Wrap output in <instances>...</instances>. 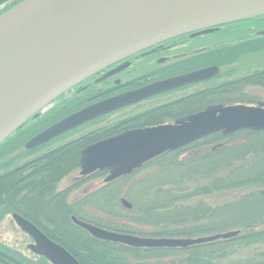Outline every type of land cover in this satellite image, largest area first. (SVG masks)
Wrapping results in <instances>:
<instances>
[{
    "label": "water",
    "instance_id": "water-1",
    "mask_svg": "<svg viewBox=\"0 0 264 264\" xmlns=\"http://www.w3.org/2000/svg\"><path fill=\"white\" fill-rule=\"evenodd\" d=\"M264 15V0H23L0 16V146L70 89L110 66L170 39ZM209 68L99 101L31 138L26 151L101 116L213 76ZM264 133V109L210 107L171 126L133 130L81 152L80 175L107 171L105 184L155 158L221 133ZM121 205L129 210L130 204ZM51 264H79L33 226L13 216ZM93 239L134 249H181L234 238L151 239L109 232L73 218Z\"/></svg>",
    "mask_w": 264,
    "mask_h": 264
},
{
    "label": "trees",
    "instance_id": "trees-1",
    "mask_svg": "<svg viewBox=\"0 0 264 264\" xmlns=\"http://www.w3.org/2000/svg\"><path fill=\"white\" fill-rule=\"evenodd\" d=\"M20 1L22 0H0V6L9 4L10 8L13 2L16 4ZM49 118L29 121L28 125L32 126L25 134L30 133L28 135L31 137L39 134L54 122V118ZM93 136L94 134L85 138V141L91 140ZM81 145L83 143L72 142L45 154L51 156L57 151L68 150L51 160H36L42 164V169L33 179L49 183L51 188L54 179L59 180L78 167L75 163L80 150L78 146ZM69 150L72 151L70 155L67 154ZM197 150L198 153L195 152ZM187 152L193 155L180 161L177 159ZM55 159L57 163L49 165ZM68 159L70 163L67 162ZM162 159H166L165 165H144L131 175L95 190L87 200L80 202L76 218L108 231L138 237L189 240L230 232L238 233L236 237L179 251L133 249L95 240L70 223L68 217H65L68 222L65 225L72 228L73 233L50 236L57 238L64 246L80 243L76 248L81 253L78 258L81 264H264V133L242 131L226 137L217 133L184 149L154 159L151 164H159ZM26 162L29 163L25 159L23 165H27ZM147 170L150 173L144 180L136 183L138 188L130 194L131 208H119L121 215H114L117 184ZM20 171L25 170L23 168ZM17 176L24 177L22 174ZM8 178L7 174L1 175V213L12 210L9 205L11 183ZM231 193L238 195L221 204L204 202L207 198L213 200L215 196ZM92 209L107 219L114 217L127 220L131 226L123 224L119 227L95 215L94 218H89L92 216L87 211ZM62 215H65L64 212ZM136 224L157 232H136L132 227ZM6 253L9 255L8 251ZM0 264L10 262L0 257ZM25 264L46 263L38 260Z\"/></svg>",
    "mask_w": 264,
    "mask_h": 264
},
{
    "label": "flooded vegetation",
    "instance_id": "flooded-vegetation-1",
    "mask_svg": "<svg viewBox=\"0 0 264 264\" xmlns=\"http://www.w3.org/2000/svg\"><path fill=\"white\" fill-rule=\"evenodd\" d=\"M259 53L264 54V16L225 24L210 29V31L190 33L148 47V49L88 78V80L70 89L51 103L49 105L50 113H39L40 116L35 118L34 121L43 118L45 115H48V117L53 116V118L58 116L57 120L52 123L54 124L70 114L99 101L120 97L125 93L143 89L156 82L181 75L209 68L216 69L215 74L206 80L149 97L72 130L71 132H77L88 125L99 124L93 130L85 131L84 134L82 133L76 138L45 152H52L72 142L85 143L84 139L94 134L93 141L78 146L80 150L77 163H75L78 167L66 175L76 173L77 177L66 188L59 186L61 180L66 176L59 180L53 178L51 188H49V183H42L41 180L36 181L33 178L25 183H20L23 178H28L35 172L40 173L42 164L32 165L30 163L32 159L28 160L29 163L26 162L27 165H23L25 163L17 167H15L16 165H10L11 167L8 166L7 170L2 169V165L5 163L0 162V187L2 174H7L9 177L14 172H17V175H24V177L18 179L16 177L8 178L11 183L9 205L12 210L6 213L0 211V223L8 222V220L11 222L14 231L21 235V239H15V245L23 247L30 254V256H25L16 248H11L0 242V257L8 260L10 264H25L26 262L38 260L51 264L46 258L38 256L32 251L35 242L31 236L23 232L22 228L18 226L13 218V216H17L33 226L50 242L63 248L74 260L81 264L78 259L81 253L76 248L81 245L80 243H74L73 246H64L60 244L57 238L50 236V234L73 233L72 228L66 226L68 222L65 217H68L69 222L75 226L73 218L78 220L75 213L79 212L80 202L87 200L94 192L91 185L84 187L85 184L103 174L95 172L89 176L81 177L79 170L81 152L95 143L113 138L127 131L171 126L178 122H185L187 118L202 113L213 106L225 108L243 105L264 108V102H261V99H258L255 93L257 89L264 92V88L256 86L264 85V75L261 76L264 69H256L258 67L254 62ZM257 80H261L263 83ZM135 108H137V112L133 111ZM125 111L128 115L124 113ZM113 116L118 117V119L111 122L109 119ZM107 119L108 121L105 124L103 122L101 124V121ZM68 134L70 133L68 132L42 147H47L51 145L50 143ZM23 168L25 171L21 172L20 170ZM106 175L105 173L104 176L106 177ZM50 181L47 180V182ZM103 182L101 188L109 185H105ZM82 186L84 188L80 194ZM49 190L52 192L48 193ZM34 191L35 193H33ZM38 191L45 192L39 193ZM1 195L0 188V200H2ZM63 212L65 215H62ZM82 223L88 224L86 222ZM6 251L9 252V255ZM81 259L91 263L87 259Z\"/></svg>",
    "mask_w": 264,
    "mask_h": 264
},
{
    "label": "rangeland",
    "instance_id": "rangeland-1",
    "mask_svg": "<svg viewBox=\"0 0 264 264\" xmlns=\"http://www.w3.org/2000/svg\"><path fill=\"white\" fill-rule=\"evenodd\" d=\"M11 5L12 6L9 8V4H8V6L7 5L5 6V5L1 4V6H0V16L2 14L6 13L7 11H9L16 4L12 3ZM254 62L256 64V66L258 67L256 69H259V68H263L264 69V54L263 53H259V55L257 56V58L255 59ZM263 75H264V73L261 74V76H263ZM257 81L258 82H262L261 80H257ZM256 86L264 88V85H256ZM255 93H256V96L258 97V99H261V102L262 101L264 102V92H262L261 90L257 89ZM49 108H50V106L47 107L45 110H43L41 112V114L50 113L51 110H49ZM72 109H73V107H72ZM133 111L137 112L138 110H137V108H135ZM124 113H127V112L125 111ZM120 115H121V113H120ZM126 115H128V113ZM39 116L40 115H38V117ZM113 117H110L111 119H109V120H111V122H113V120L118 119V117H114V118ZM46 118H48V115L47 116L45 115L43 118L38 119L37 121H40V120L46 119ZM50 118H53V116L50 117ZM57 118H58V116H54L53 120L55 121V120H57ZM107 121H108V119L106 121L105 120L101 121V124H103V123L105 124V122H107ZM97 125H99V124H95L94 123V124H91V125H88V126L84 127V129H82L80 131L70 132V134L65 135L64 137H62V138H60L58 140H55L54 142L50 143L51 145H49L47 147H42V148L39 147V148L34 149L32 151H26L24 149V146H25V143L31 138V136L28 135L30 133H28V134L26 133L25 134V132L28 129L30 130V127L32 126L30 124L29 125L26 124L18 131V133H16V136H14V137H12L11 139L8 140L9 142L6 141L2 146H0V162L1 163H3V162L5 163L4 165H2V169L5 168V170H7L8 166H10V165H16L15 167H17L18 165L20 166V164H22L25 159L26 160H31L32 159L30 161L32 163V165L33 164H39V163H37L38 161H36V160H39L40 162L51 160L52 157H55L58 154L60 155V153L66 152L68 150L57 151V153H54L51 156H46L45 155V154H47V153H45L46 151H49V149H51L53 147H56L57 145H60V144L66 142L68 140L74 139L77 136L81 135L82 133L84 134L85 131L88 132V131L93 130L95 127H97ZM93 137H91V138H93ZM91 141H93V139H91L89 141H85V139H84V142L86 144L88 142H91ZM85 143H83V144H85ZM195 152L198 153L199 151L197 150ZM71 153H72V151L69 150V153H67V154L70 155ZM191 155H193V154L187 152L185 155L183 154V155L179 156V158H177V159H179V161H180V159L181 160L186 159V158H188ZM56 159H55V161L53 160V162H50L49 165L54 164V162L57 163ZM67 162L70 163V159H68ZM160 162H159V164H158V162L157 163L154 162V163H152V164L150 163L148 165H165V162H167V161H166V159H164V160L162 159ZM61 165H63V164H61ZM14 173L12 175H10V177H16L18 179L17 172L15 174ZM148 173H150V170L143 171V172L137 174L136 177L130 178V179L124 181V182L121 181V183L117 184L118 185V190H117L118 194L115 196V200H114V203L116 205V208H115V211H114V213H115L114 215H121V212H120L119 208L125 209L120 203L122 200H124V202L126 201L128 204L131 203L130 194L132 192H135L136 188H138L136 183L137 182H141L142 180H144L146 178L145 176ZM38 174L39 173L35 172L30 177L23 178V180L20 183H25L27 180H29L30 178H34ZM104 175L105 174L98 175V177H95V179H92L91 181L87 182V184H85L86 186H84V187H87V186L91 185V189L92 190H94V191L98 190L102 186V182H103V180L105 178ZM76 177H77L76 173H72V174L66 176L65 178H63L61 180V182L59 183V186L62 187V188H66L68 185H70V183ZM84 187L82 186L80 190H82ZM82 192H83V190L80 191L79 193L81 194ZM237 195H238L237 193H231V194H227V195H224V196L223 195H219L218 197L215 196V198H213V200L207 198V199L204 200V202H207V203H214L215 202L217 204H221V203H223V202H225L227 200L232 199L234 196H237ZM87 212H89L91 214V216H92V217H89V218H94V215H95V217H100V218H103L105 220H108V221H110L112 223L117 224L119 227H121L123 224L124 225H128V226L130 225L129 221H127V220L125 221L124 219H119V218L116 219L114 217L107 219V218L104 217L103 214L98 213V211L96 212L94 209L88 210ZM10 223L11 222L9 220H8V222L4 221V222L0 223V242L3 243L4 245H7V246L11 247V248L12 247L16 248L17 250L21 251V253L23 255H25V256H30V254L25 249H23V247H18V245H15V241H16L15 239H21V235H19L16 231H14L15 229H13V227H11L12 225ZM132 227H134V229H136V232L137 231H139V232L141 231V232H143L145 234H150L152 232H155V233L157 232V230L155 231V229H151V228H147V227H143V226H137V224H136V226L132 225Z\"/></svg>",
    "mask_w": 264,
    "mask_h": 264
}]
</instances>
